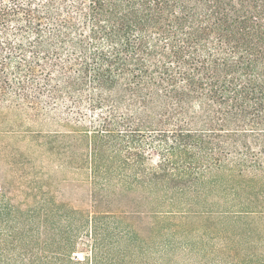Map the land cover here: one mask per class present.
Segmentation results:
<instances>
[{
	"label": "trees",
	"instance_id": "obj_1",
	"mask_svg": "<svg viewBox=\"0 0 264 264\" xmlns=\"http://www.w3.org/2000/svg\"><path fill=\"white\" fill-rule=\"evenodd\" d=\"M9 115L85 174L0 179V264H264V0H0Z\"/></svg>",
	"mask_w": 264,
	"mask_h": 264
},
{
	"label": "rangeland",
	"instance_id": "obj_2",
	"mask_svg": "<svg viewBox=\"0 0 264 264\" xmlns=\"http://www.w3.org/2000/svg\"><path fill=\"white\" fill-rule=\"evenodd\" d=\"M51 128L56 129V127H46V124L44 125L41 120L16 117V115H9L5 120L0 119L1 180H13L17 187L16 180L20 179L18 174L27 175L30 165L44 167L45 171L51 173L53 179L57 181L63 178L81 179L84 177L85 173L74 172V164L71 160L74 156L76 165L85 160V156L81 155L86 149L85 145H46L41 134L47 135ZM77 151H79V155ZM153 157L156 158L155 155ZM8 163L15 164L20 168L19 171H10ZM60 187L63 186L60 185ZM64 191L66 197L71 195L72 190L69 187L64 188ZM79 193V197H81L83 191ZM82 205H86V203L82 202Z\"/></svg>",
	"mask_w": 264,
	"mask_h": 264
}]
</instances>
